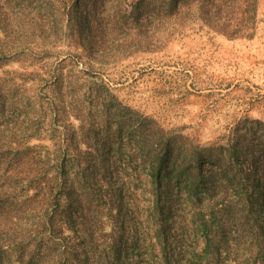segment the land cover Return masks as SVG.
<instances>
[{"label": "rangeland", "instance_id": "374dc122", "mask_svg": "<svg viewBox=\"0 0 264 264\" xmlns=\"http://www.w3.org/2000/svg\"><path fill=\"white\" fill-rule=\"evenodd\" d=\"M66 1L0 0L2 264H34V252H39L42 235L34 234V205H38L34 174L42 163L36 162L34 152L41 151V157L47 158L49 149L60 141L70 144L65 153L72 157L78 146L101 145L106 140L101 124L114 123L113 110L100 116L85 102L90 112L84 117L102 122L92 127L87 124L80 131L77 112H56L51 105L56 102L50 91L54 78L74 82L70 91L77 89L79 95L92 91L96 83H105L124 105L165 129H177L201 146L231 138L243 143L242 136L250 142L248 148L260 145L262 151L238 166L252 178L248 191L264 192V0H258L251 37L228 38L196 22L158 50L139 51L109 65L92 63L91 69L81 49L70 41L66 17L59 19ZM78 117L84 118L82 114ZM109 141L112 144L114 139ZM111 152L110 159L119 157L116 149ZM127 188L103 194L106 206L96 193L89 195L97 204L91 210L104 213L98 248L88 247L90 254L99 256V264H153L157 259L148 240L132 239L129 228L135 206ZM147 197V193L140 195V203H146ZM251 199L245 194L242 203L231 202L206 212L217 233H224L222 255L227 264H264V197L256 203ZM118 206L121 217L116 214ZM192 236L188 242L194 240L192 248L201 252L202 237ZM107 256L113 259L110 263L105 261Z\"/></svg>", "mask_w": 264, "mask_h": 264}, {"label": "trees", "instance_id": "16d2710c", "mask_svg": "<svg viewBox=\"0 0 264 264\" xmlns=\"http://www.w3.org/2000/svg\"><path fill=\"white\" fill-rule=\"evenodd\" d=\"M61 10L59 19L66 17L70 41L81 49L91 69L92 63L109 65L139 51L158 50L196 22L228 38L251 37L258 0H67ZM50 84L56 101L51 104L53 109L77 112L80 131L87 124L92 127L102 122L84 117L90 112L85 102L100 116L113 110L114 123L101 124L106 133L101 145L78 146L72 157L65 153L70 144L60 141L49 149L47 158L41 157V151L34 152L36 162L42 163L34 174V202L38 204L34 205V234L42 235L34 264H99V256L90 254L88 247L98 248L104 213L91 210L97 204L89 195L96 193L106 206L103 194L121 193L128 186L135 206L129 228L132 239L151 243L157 256L153 264H227L222 255L224 233H217L206 212L231 202L242 203L245 194L255 203L264 197L263 191H248L252 178L238 166L252 160L261 146L248 148L250 142L243 136V143L231 138L201 146L177 129H165L124 105L105 83H96L92 91L80 95L77 89L70 91L74 82L64 77ZM113 148L117 159L107 156ZM242 186L247 189L241 190ZM146 193V203H140V195ZM116 214L120 216L121 207ZM192 235L202 237L201 252L192 248L194 240L188 242ZM43 246L51 252L44 254ZM108 256L105 261L110 263L113 259Z\"/></svg>", "mask_w": 264, "mask_h": 264}]
</instances>
